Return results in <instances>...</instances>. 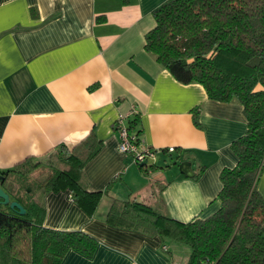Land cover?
<instances>
[{
    "label": "crops",
    "instance_id": "crops-1",
    "mask_svg": "<svg viewBox=\"0 0 264 264\" xmlns=\"http://www.w3.org/2000/svg\"><path fill=\"white\" fill-rule=\"evenodd\" d=\"M165 1L0 0V171L31 174L62 145L72 153L99 147L83 170L89 191L103 192L93 217L69 190L37 193L45 228L98 242L92 257L71 250L60 264H173L182 256L187 263L182 245L107 224L113 199L181 223L220 208V173L236 166L231 145L247 129L243 107L209 99L199 84H180L145 51L153 11ZM132 110L128 125L157 150L145 166L118 149L113 124ZM183 161L192 178L180 173ZM257 190L264 198V172Z\"/></svg>",
    "mask_w": 264,
    "mask_h": 264
},
{
    "label": "trees",
    "instance_id": "trees-1",
    "mask_svg": "<svg viewBox=\"0 0 264 264\" xmlns=\"http://www.w3.org/2000/svg\"><path fill=\"white\" fill-rule=\"evenodd\" d=\"M153 17L145 51L180 84H199L211 100L241 104L247 129L231 145L237 163L220 173V208L213 215L181 223L135 200L113 199L105 222L187 247L186 264H264V198L257 190L264 172V0H167ZM198 115L195 110L197 126ZM98 151L58 146L43 180L0 171V185L25 210L20 215L0 204V264H60L71 250L93 256L98 242L89 235L44 227L37 193L69 190L93 217L103 192L89 191L83 170Z\"/></svg>",
    "mask_w": 264,
    "mask_h": 264
},
{
    "label": "built area",
    "instance_id": "built-area-1",
    "mask_svg": "<svg viewBox=\"0 0 264 264\" xmlns=\"http://www.w3.org/2000/svg\"><path fill=\"white\" fill-rule=\"evenodd\" d=\"M135 114L136 111L132 110L129 116L119 115L113 124L119 135L118 149L120 153L130 156L136 164L146 163L147 165L149 160H155L157 150L147 147L135 131H129L128 118ZM166 150L167 153L175 152L174 147H168Z\"/></svg>",
    "mask_w": 264,
    "mask_h": 264
},
{
    "label": "water",
    "instance_id": "water-1",
    "mask_svg": "<svg viewBox=\"0 0 264 264\" xmlns=\"http://www.w3.org/2000/svg\"><path fill=\"white\" fill-rule=\"evenodd\" d=\"M146 163L141 164V166H145ZM179 171L182 175L192 178L194 176V173L191 168V163L188 161H183L179 164ZM3 178L0 177V184L3 183ZM1 186V185H0ZM0 204L4 206H9L10 209H16L19 211L20 215L25 214V210L23 207L16 201H11L10 196L7 192H5L1 187H0Z\"/></svg>",
    "mask_w": 264,
    "mask_h": 264
},
{
    "label": "rangeland",
    "instance_id": "rangeland-1",
    "mask_svg": "<svg viewBox=\"0 0 264 264\" xmlns=\"http://www.w3.org/2000/svg\"><path fill=\"white\" fill-rule=\"evenodd\" d=\"M45 163L47 164V162H45ZM48 173H49L48 168L46 166H43V167L35 170L33 173H31L30 176L33 177L34 179H37V180H43L47 176ZM183 248H185L188 251L187 247L184 246ZM188 253H189V251H188ZM186 254H187V252H186ZM187 256H188V254H187ZM177 259H178V261H177ZM177 259L176 258L173 259V264H182V263L184 264L186 261L185 260L186 258H184L183 256H182V258H177Z\"/></svg>",
    "mask_w": 264,
    "mask_h": 264
}]
</instances>
